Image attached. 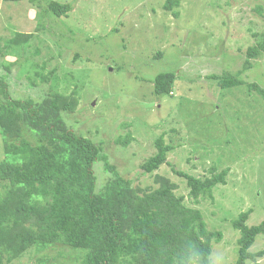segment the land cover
Segmentation results:
<instances>
[{"label": "rangeland", "instance_id": "obj_1", "mask_svg": "<svg viewBox=\"0 0 264 264\" xmlns=\"http://www.w3.org/2000/svg\"><path fill=\"white\" fill-rule=\"evenodd\" d=\"M57 1L72 4L73 10L67 17L47 18L44 29L43 15L29 0H0V74L6 75L12 95L41 102L52 89L66 95L78 89L76 110L64 115L71 129L102 143L110 162L134 186L157 187L156 174L178 184L176 193L201 209L208 228L222 232V241L213 245L211 264H233L240 232L232 221L248 209H253L249 226L264 220V101L244 88L221 98L214 80L204 76L243 66L244 51L255 42L252 32L264 29L255 11L264 0H180L174 8L178 16L164 9L166 0ZM17 33L33 37L21 47L6 49ZM75 52H80L77 61ZM44 61L47 66L42 68ZM257 62L245 79L264 87V56ZM53 69L52 81L43 83L40 75ZM168 71L178 74L177 85L170 96L159 99L151 79ZM164 131L166 141L171 138L176 145L168 156L176 169L197 177L209 175L213 165L218 171L230 169L228 185L214 190V202L191 203L186 180L171 165L142 175L141 165L156 153L154 141ZM128 132V147L114 143ZM6 138L0 132L1 144ZM1 147L0 158L10 159ZM94 169L97 186H102L110 174L101 161ZM262 249L264 234L251 247ZM53 263L39 262L33 253L12 261ZM248 264H264V257Z\"/></svg>", "mask_w": 264, "mask_h": 264}, {"label": "trees", "instance_id": "obj_2", "mask_svg": "<svg viewBox=\"0 0 264 264\" xmlns=\"http://www.w3.org/2000/svg\"><path fill=\"white\" fill-rule=\"evenodd\" d=\"M29 1L43 15L40 25L44 29L47 18L67 17L73 10L72 4L57 0ZM179 3L166 0L164 9L178 16L174 8ZM255 11L264 20V4L257 5ZM252 36L255 42L244 51L239 70L226 68L204 76L207 81L214 80L221 98L244 88L264 101V87L245 79L247 71L264 56V29L252 32ZM32 37L17 33L6 43V49L21 47ZM39 52L36 48L35 54ZM79 58L80 52H75L73 60ZM40 66L45 68L47 62ZM55 72L53 69L40 75L41 81L49 83ZM6 78L0 74V132L7 137L0 147L3 145L1 148L11 157L0 158V264H12L32 253L39 262L53 264H211L213 245L222 241V232L208 228L201 209L189 206L186 196L176 193L178 184L156 174L157 187L134 186V181L123 177L110 162L102 143L71 129L64 115L76 110L78 89L71 95L52 89L38 102L13 96ZM65 78L73 79L72 75ZM178 78L172 71L156 74L151 79L153 94L159 99L170 96ZM166 132L154 141L156 153L142 163V175L171 165L168 156L176 145L171 138V142L166 141ZM131 140L128 132L115 138L114 143L128 147ZM97 161L110 174L99 187L94 169ZM171 168L186 180L188 198L194 204L207 199L214 202L215 188L228 185L229 168L218 171L213 165L204 177L173 165ZM252 212L243 211L232 221L233 228L240 232L233 264L257 262L264 257V249L251 250L257 237L264 234V220L248 225Z\"/></svg>", "mask_w": 264, "mask_h": 264}]
</instances>
